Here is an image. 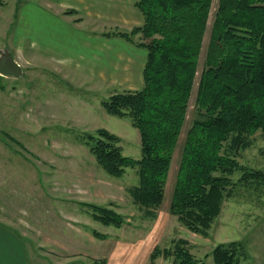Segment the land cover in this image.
I'll return each instance as SVG.
<instances>
[{"label":"rangeland","instance_id":"obj_1","mask_svg":"<svg viewBox=\"0 0 264 264\" xmlns=\"http://www.w3.org/2000/svg\"><path fill=\"white\" fill-rule=\"evenodd\" d=\"M87 1L5 0L0 6V56L12 53L23 70L20 76L0 74V219L23 234L29 264H173L171 256L152 255L173 249L180 239L209 264L215 247L232 241L244 245L241 264H264L263 180L240 182L243 172L236 171L234 195L223 202L207 235L191 231L170 212L220 0H213L187 119L155 218L145 217L128 192L139 183L137 170L109 175L85 142L106 128L121 138L125 155L142 157L140 131L131 119L111 115L102 105L112 94L132 90L116 84L129 56L124 39L109 34L133 29L116 11L134 0ZM71 9L78 11L69 15ZM79 38L94 43L76 45ZM133 39L139 42L140 35ZM100 64L108 65L100 72ZM238 161L264 173L263 131ZM86 203L117 211L125 223L96 221Z\"/></svg>","mask_w":264,"mask_h":264},{"label":"trees","instance_id":"obj_2","mask_svg":"<svg viewBox=\"0 0 264 264\" xmlns=\"http://www.w3.org/2000/svg\"><path fill=\"white\" fill-rule=\"evenodd\" d=\"M4 4L0 0V6ZM135 5L144 24L108 34L147 49L144 86L112 94L102 105L111 115L131 119L140 131L142 157L125 155L121 138L106 128L97 129L85 142L109 175L120 178L129 168L137 170L139 183L128 192L145 217L155 218L165 201L187 119L213 0H137ZM137 35L139 42L133 39ZM196 107L170 212L191 231L207 235L223 202L234 195L236 171L243 172L240 182L264 181L263 172L248 170L238 161L240 152L253 144V136L264 132V0L219 1ZM85 205L106 226L125 223V217L113 209ZM244 250L237 241L220 243L212 253L214 264H241ZM160 254L173 257V264H209L195 257L185 239L173 249H156L152 258Z\"/></svg>","mask_w":264,"mask_h":264},{"label":"crops","instance_id":"obj_3","mask_svg":"<svg viewBox=\"0 0 264 264\" xmlns=\"http://www.w3.org/2000/svg\"><path fill=\"white\" fill-rule=\"evenodd\" d=\"M85 1L88 2L87 0ZM136 2L137 0L130 1L129 3L131 4H129V6H123L116 11L117 13H121L117 19L123 20L126 23L129 21L127 24H130L131 28L140 26L144 23V16L136 7ZM47 6L52 7L53 5L51 6L48 4ZM53 8L56 9L57 6L55 7L54 5ZM71 10L76 11L75 13L78 11L77 9ZM75 13H69V15ZM66 17L69 16L66 15ZM122 39H124L125 43L124 48L128 50L127 55L129 56V60L127 63L121 65L119 73L123 80L116 84L122 82L121 84L129 89L139 90L144 86V68L147 61L148 51L146 48L138 46L125 38ZM79 40L80 38L76 40V45L88 44L89 41H91L92 44L94 43L92 39L87 41L86 38H81V41ZM107 65L108 64H100L97 67L101 72ZM23 237V234H21L13 224L0 219V264H29L30 257Z\"/></svg>","mask_w":264,"mask_h":264},{"label":"water","instance_id":"obj_4","mask_svg":"<svg viewBox=\"0 0 264 264\" xmlns=\"http://www.w3.org/2000/svg\"><path fill=\"white\" fill-rule=\"evenodd\" d=\"M22 73V66L12 53L2 52L0 56V74L20 76Z\"/></svg>","mask_w":264,"mask_h":264}]
</instances>
